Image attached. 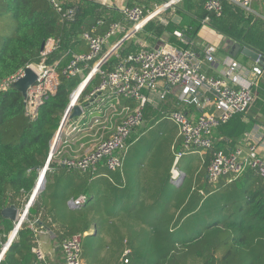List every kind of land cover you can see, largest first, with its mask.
Here are the masks:
<instances>
[{
	"label": "trees",
	"instance_id": "16d2710c",
	"mask_svg": "<svg viewBox=\"0 0 264 264\" xmlns=\"http://www.w3.org/2000/svg\"><path fill=\"white\" fill-rule=\"evenodd\" d=\"M57 1L64 8H76L75 21L62 20L49 0H0V86L29 65L40 64L42 46L49 39L60 40L61 46L47 57L49 64H58V91L39 109L36 120L26 115V101L21 92L12 87L8 91H0V252L15 229L14 222L4 218L2 212L12 205L23 210L28 204L39 172L48 162L51 142L61 126L71 94L83 81L81 77H64L61 72L74 58V53L89 51L87 42L82 38L84 32L91 31L103 20L104 24L98 26L97 31L101 34L112 23L97 14V6L88 1ZM207 1L182 0V10L178 7L174 13L171 9L165 13L172 17L166 19L168 24L163 23L159 16L148 22L144 31L124 43L119 55L138 52L136 43L139 38L155 46L158 38L167 37L176 46H184L168 34L181 30L185 36L194 39L204 27L202 20L221 32L232 28L247 32L250 28L247 34L252 41L264 38L263 20L252 21L240 11L241 14H236L230 23L225 16L229 11L225 3L221 17L205 10L200 13V5L204 6ZM142 8L147 15L151 13ZM198 10L200 21L181 12L196 14ZM172 14L181 17L183 22L175 24ZM233 39L243 47L251 48L235 36ZM118 61L117 57H113L103 65V69L110 71ZM93 64L91 62L89 66ZM84 70L86 74L89 72V68ZM100 81V76L91 81L81 97V103ZM128 101L122 106L134 109L136 103ZM192 106L195 108V105ZM181 107L173 96L159 103L146 104L145 124L134 130L123 152L124 164L135 158L134 147L141 139L150 135L151 139L158 141L155 144L157 150L149 162L152 168L167 169L165 173L153 172V186L161 191H151L171 197L166 202L150 203L147 210L136 211L151 212L152 217L120 221L98 219L102 197L97 195L95 183L99 174H83L52 161L44 190L36 197L28 215L36 230L24 223L0 264L37 262L36 236L39 231L47 229L54 231L61 245L75 235L82 236V259L89 263L92 259H99L101 250L105 249L106 264H121L119 260L127 250L131 252L125 256L128 260L126 264H264V180L257 170L249 169L233 184L221 181L215 187L210 185L206 176L214 153L236 148V137L233 140L228 135L232 120L216 128L214 148L200 157L198 152H187L182 148L180 132L169 119L170 113L181 110ZM180 152L183 155L178 165L185 176L179 184L172 183V186V165ZM246 175L250 179L243 180ZM80 196H87V203L82 208L68 203ZM100 263L104 264L103 259Z\"/></svg>",
	"mask_w": 264,
	"mask_h": 264
},
{
	"label": "built area",
	"instance_id": "2783aa9c",
	"mask_svg": "<svg viewBox=\"0 0 264 264\" xmlns=\"http://www.w3.org/2000/svg\"><path fill=\"white\" fill-rule=\"evenodd\" d=\"M49 1L52 2L62 20L75 21L76 8H64L57 0ZM228 1L250 11L254 0ZM177 2V0H173L166 3L164 10L172 8ZM223 3L224 0H208L204 5V9L210 14L214 13L216 16L221 17L224 10ZM152 14L147 15L140 6L125 7L123 18L131 25V28L128 29L122 21L112 22L106 32L97 34L98 26L104 24V21L101 20L91 31L82 34V38L88 44L89 51L83 54H74V58L64 67L61 75L68 78L81 77L83 81L71 94L70 103L67 106L69 113L67 115L66 111L63 118L65 120L62 135L60 139L54 138L51 142L53 150H50V159L39 172V182H43L48 172L51 171L52 161H58L60 166L83 174H96L98 168L104 166L112 172L121 170L123 152L127 147V141L134 130L143 124L146 104L152 100V96L161 100L167 98L168 92L159 89L160 83L165 84L164 88L180 90L179 104H194L201 108L210 107L213 110V112H204L197 119L192 118L183 110L170 113L169 119L179 130L182 137L181 146L187 152L212 150L216 128L228 123L235 115L244 116L251 111L256 100L254 87L257 79L264 72L263 61H258L261 66H255L249 70L234 57H228L224 60L223 76L211 77L205 70L210 69L216 62L217 48L215 45L206 47L201 57L190 51L176 49L169 44L160 45L158 48L142 47L136 53L120 56L119 51L124 43L122 40L139 33L149 21L153 20L151 19ZM204 23L206 24L207 21L204 20ZM120 34L124 35L109 51H106L105 46ZM60 47V40L49 39L45 43L44 51L41 52L40 64L29 65L38 77L37 82L28 91L29 97L26 102V115L32 120L38 118L39 109L46 103L47 99L54 96L58 91L60 76L56 69L57 66L49 64L47 57ZM113 57H117L119 61L110 71H105L103 65ZM91 62H94V64L90 67L89 63ZM85 68H89L87 74ZM24 71L5 81L0 86V91H8L13 83L23 78ZM97 76L101 77L100 84L94 87L86 95L84 102L81 103L80 100L85 89ZM87 79H89V82L82 89L79 99L72 105L71 102H74L77 90ZM144 90L149 91L150 95L147 96ZM112 98H114L113 100H121L122 98L131 100L136 103V106L134 109H129L121 104H116L122 106L121 110L123 109L122 112L124 113L122 118L113 124L110 136L101 138L90 152L84 156L59 158L57 150L63 134L66 132L70 134L82 132L85 129L83 122L89 118L88 127L101 125L100 118H96L94 114L98 110H104L106 103ZM93 100L94 102H92ZM97 102L99 105H95ZM88 103H90L89 107L85 108L84 105ZM74 106L83 108L84 115L82 117L70 119ZM262 144L264 145V140ZM182 155L180 152L173 164L171 182L174 184H179L185 176L184 172L176 167ZM249 169L257 170L264 180V157L260 156L257 144L238 145L231 152L225 150L215 152L209 164L207 179L209 184L215 187L223 179H228L229 182L236 181ZM41 188L42 186L39 188L40 192L43 190ZM86 203L87 196L70 200V205L75 208H82ZM27 209L26 205L24 212L30 213ZM24 223L36 230L34 223L30 222L28 217ZM6 243L2 245L0 262L4 259L12 244L6 245ZM62 250L65 264H84L82 259V236L75 235L63 241ZM130 252V250H127L124 258ZM35 253L37 262L34 264H48L46 255L41 248L38 247ZM123 262L126 264L128 260L125 258Z\"/></svg>",
	"mask_w": 264,
	"mask_h": 264
},
{
	"label": "crops",
	"instance_id": "0c3cea01",
	"mask_svg": "<svg viewBox=\"0 0 264 264\" xmlns=\"http://www.w3.org/2000/svg\"><path fill=\"white\" fill-rule=\"evenodd\" d=\"M85 1H88L97 6L98 8L96 9L97 14L99 13L103 15L110 22L122 21L129 29L131 28V25L127 23L126 20L123 18V10L125 7H133V6L144 7L148 12H151L150 14H152L157 12V10L162 8V6H164L166 3H169L173 0H159L162 2L161 5L158 2V0H85ZM177 1L178 2L172 8H170L172 13H174L178 7L181 10L183 9L181 7L182 0H177ZM224 3L227 4V7L229 9V11L225 13V16L229 18L230 23L232 22L233 17H236L235 16L236 14L239 15L241 14L240 11H242L248 17L256 15L259 18H262L261 20L264 21V0H254L251 5L250 11L244 10L243 8L239 7L234 3L229 2L228 0H224ZM200 8H201L200 13H203V10H205L203 4L202 6L200 5ZM170 9L167 10L163 9L157 15V17L159 16L162 22L165 24H168V20L166 19L172 18L171 15L169 16L165 15V13ZM181 12H183L182 14L186 17H189L191 19H197L200 21L198 14L199 10L196 12V14L191 11H181ZM173 17H174L173 21H175L176 16ZM182 22L183 19L179 17L174 23L179 25ZM202 24L204 25V27L201 28V30L197 33V36H195L194 39H190L188 36H185L184 32L181 30H176L172 34H168L169 36L173 37L177 41V43L180 42L184 46H178V45L176 46L175 44L171 43L167 37L161 39L158 38V42L156 41L157 43L155 46H152L150 41L139 38L137 40L136 46L138 47V51H139V49H141L142 47L158 48V46L160 45L169 44L176 49L183 51H190L191 53L197 54L199 57H201L203 56V51L205 50L206 47L210 45H215L217 48L216 62L211 66L210 69L205 70V72H207L208 75L211 77L223 76L224 60L228 57L231 58L234 57L237 61H239L249 70H251L252 67L261 66L258 61H253V60L251 61L250 59L245 57L241 52H239L236 56H232L231 53L228 52L229 46H233V44L239 43L237 42L238 40L233 39V36H235L236 39H240L245 45L247 46L249 45L251 46V48L253 47L254 49L257 50V52H260L262 56H264V38L263 39L259 38L256 41H252V39H250L249 35L247 34L250 28H247V32L238 31L237 29H233V28L227 30L226 32H221L216 28L213 29L212 27L207 26V24L204 23V20H202ZM146 25L141 31H139V33L145 30ZM241 27H243V25ZM139 33L131 35L130 38H128L124 43H126L128 40L132 38H136V35H138ZM177 34H181V35H177ZM123 35L124 34H120L117 38L112 39L105 46L106 51L107 50L109 51ZM260 37L262 36L260 35ZM185 46H187V48H185ZM79 53L80 52H76L74 54H79ZM54 65L57 66L58 64L56 63ZM159 86H160L159 87L160 90H166L168 92L167 97L173 96L178 101V105L182 106L181 110L185 111L189 116H191L194 119H197L204 112H213V110L210 107L201 108L195 105L194 108V106H192L194 104L183 106L184 104H179V94L181 93L179 89H171L166 87L164 88L163 87L165 86L164 83H160ZM254 90L256 93V100L251 108V111L247 115L235 116V118L232 119V123L230 125L231 129L229 130L228 135L233 140L236 137V143H237L236 146L238 145L246 146V144H250V145L257 144L259 146L260 156L264 157V145L262 144L264 140V72L263 75L257 79V83L254 87ZM144 93L147 96L150 95L149 91L144 90ZM113 99L114 98L110 99V101L106 103L104 110L102 111L98 110L94 114L96 118H100L101 125L88 127V124L90 122V118H89L83 122L85 129L82 132L76 134H70L69 132H66L65 134H63V137L61 139V142L59 143L57 150L59 158H67L70 156L73 157L84 156L86 153L90 152V150L96 145V143L100 141L101 138L108 137L112 134L111 130L113 124H115L117 120H120L124 113L122 112L123 109L121 110L119 105L120 104L123 105L124 103L130 102L124 98H122L121 100H116V99L113 100ZM161 101L163 100L152 96V100L149 102L159 103ZM95 105H99V103L97 102ZM144 124L145 121L143 122L142 125ZM232 150L229 151L231 152ZM155 151L156 150H153L152 153H155ZM195 152H198L200 157H203L206 154L205 151L203 152L200 150ZM133 156L135 157V155ZM98 169L99 170L97 173L99 174V177H97V183H95L96 185L95 188L97 195L99 194V196L102 197V201L99 210L97 209L98 210L97 218L98 219L100 218L102 221H106L107 219L120 221L124 219L132 220L135 219L136 217H152L153 213L151 212L136 213V211L143 208L147 210L148 205L150 203L156 201H159V203L166 202L171 197V195H166L162 192L153 194V192L151 191L152 189L160 190L157 187L153 186L155 185L152 182L153 179L151 177L153 176V172L155 171L161 173L164 171L165 173L167 167L159 168V169L152 168V163L149 161L148 163L140 165L138 164V160L134 158L131 160L129 159L127 163L125 162L121 170L117 172H112L109 169H107L105 166L99 167ZM246 178L250 179L246 175L243 177V180ZM221 181L227 182L229 184L234 183V182H229L228 179H223ZM170 184L174 186L171 180H170ZM70 200L68 201L69 204H70ZM98 204L99 201L97 202V205ZM22 211H24V208L23 210H21V212ZM173 211L175 213L176 210L173 208ZM36 241H37V246L44 251L46 255V262L48 264H65L62 245L56 239V235L52 229L39 231L36 236ZM99 244L100 246H102L101 243ZM100 254L102 255L99 257V259H92L90 263L102 264L100 263L102 259L104 263L105 260L104 256L106 254V250L105 249L101 250ZM123 261H124V256L119 260V262H121V264H124ZM83 263L90 264L89 262H87L85 258H83Z\"/></svg>",
	"mask_w": 264,
	"mask_h": 264
},
{
	"label": "water",
	"instance_id": "95a60500",
	"mask_svg": "<svg viewBox=\"0 0 264 264\" xmlns=\"http://www.w3.org/2000/svg\"><path fill=\"white\" fill-rule=\"evenodd\" d=\"M165 9V6H162V8H160L159 10H157V12L153 13L151 16V19H154L155 17H157V15L163 10ZM179 17L176 16V19L174 22H176V20ZM128 39L125 38L122 40V42H125ZM45 49V44L42 46V51H44ZM228 52L231 53L232 56H236L239 52H241L245 57H247L248 59H250L251 61H263L264 62V56H262V54L260 52H257L256 50H254L253 48H248V47H243L240 43L238 44H233V46H229L228 48ZM90 78V77H88ZM38 80L37 74L36 72L33 70V68H31L30 66H28L25 71H24V76L22 79H20L19 81L15 82L12 84V88L18 90L19 92L22 93V95L25 98V101H28V91L30 89L31 86H33ZM89 82V79H87L84 84L77 90L76 92V98L74 100V102H71V104L73 105V103H75V101L77 99H79L80 97V93L82 91V89L84 88V86L87 85V83ZM94 102V100L92 101ZM70 104V105H71ZM90 105V103L84 105L85 108H88ZM66 114L68 115L69 110L67 108L66 110ZM84 115L83 113V108L80 106H74L73 111L70 115V119H74V118H78V117H82ZM64 120L61 123L60 128L58 129V131L56 132L57 134L55 135V139H60L61 135H62V128L64 125ZM51 151L53 150L52 148L50 149ZM50 156V155H49ZM50 159V158H49ZM43 182H37L36 186L34 188V192L32 194V196L30 197V200L27 204V210L30 211V207L32 206V204L34 203V201L36 200V197L38 196V194L40 193V187H41V183L42 184V188L45 185V179H43ZM2 215L4 218L9 219L10 221H13L15 226H14V230L12 232V234L10 235V237L7 240L6 245H9L12 243V241L14 240V238H16L21 226L24 224L25 220L27 219L29 212H21V210L17 209L16 206L12 205V207L6 208L5 210H3Z\"/></svg>",
	"mask_w": 264,
	"mask_h": 264
},
{
	"label": "rangeland",
	"instance_id": "374dc122",
	"mask_svg": "<svg viewBox=\"0 0 264 264\" xmlns=\"http://www.w3.org/2000/svg\"><path fill=\"white\" fill-rule=\"evenodd\" d=\"M251 15H253V14H251ZM246 17H248V16H246ZM250 17H248V18H250L252 21H258V20L262 19V18H259L256 15L255 16H250ZM157 142L158 141L155 142L154 139H151V137L149 135V136L144 137L143 139H141V141L136 144V146L134 147V150L136 151L135 152V158L138 160V164L142 165V164L148 163V161L150 159H152V157L154 155V153H152L153 150H157L156 149L157 147L155 145ZM178 164L176 165V167L180 170L181 167H179ZM23 212L24 211H22V213ZM197 229H199V226L197 227Z\"/></svg>",
	"mask_w": 264,
	"mask_h": 264
},
{
	"label": "bare ground",
	"instance_id": "6f19581e",
	"mask_svg": "<svg viewBox=\"0 0 264 264\" xmlns=\"http://www.w3.org/2000/svg\"><path fill=\"white\" fill-rule=\"evenodd\" d=\"M85 95V94H84ZM43 183H41V186H42Z\"/></svg>",
	"mask_w": 264,
	"mask_h": 264
}]
</instances>
